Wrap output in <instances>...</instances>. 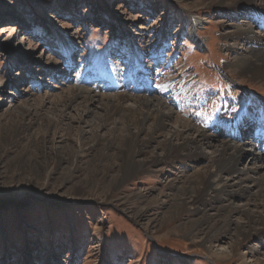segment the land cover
I'll use <instances>...</instances> for the list:
<instances>
[{"label":"rangeland","instance_id":"obj_1","mask_svg":"<svg viewBox=\"0 0 264 264\" xmlns=\"http://www.w3.org/2000/svg\"><path fill=\"white\" fill-rule=\"evenodd\" d=\"M232 3L240 0H0V264H240L225 252L226 231L210 243V253L226 254L214 259L189 235L199 214L175 207V189L201 175L205 159L163 163L119 185L113 159L101 154L111 126L98 128L97 143L86 133L96 148L75 161L71 133H46L20 112L23 100L34 104L47 93L43 107L30 111L51 118L62 88L82 86L98 94L161 97L214 142L248 108L254 117L244 140L252 141L251 134L264 132L258 116L264 83L230 69L236 53L224 35L230 24L249 22L260 34L264 26L254 24L255 7ZM194 16L201 25H193ZM161 139L151 140L141 159ZM252 164L242 154L236 167L247 171ZM260 235L239 239L234 255L250 242L251 259L264 261V226Z\"/></svg>","mask_w":264,"mask_h":264},{"label":"bare ground","instance_id":"obj_2","mask_svg":"<svg viewBox=\"0 0 264 264\" xmlns=\"http://www.w3.org/2000/svg\"><path fill=\"white\" fill-rule=\"evenodd\" d=\"M233 3L232 5L247 4L255 7L256 14L261 19L256 16L254 24L257 27L264 26V0H240V3ZM193 18L195 27L201 25L202 21L195 16ZM230 26L231 29L224 37L232 42H228L226 47H230L236 54L227 65L239 75L244 74L250 80L264 83V34L254 32L253 25L249 22ZM190 34L198 46H202L194 33ZM237 43L240 44V52L234 49L233 44ZM62 90L61 94L56 95L60 104L52 117L45 115L51 121L30 111L33 105L43 107L45 100L51 97L47 93L36 98L34 104H29L28 98L23 100L24 108H21V114L25 113V116L35 119L37 123L31 124H36L39 128L45 125L46 133L51 129L54 134H60L59 138L71 133L78 152L75 154V161L79 153L96 148L93 140H85L86 133L96 137L94 143H97L98 128L108 129L111 126L108 129L110 137L102 145L101 154L105 153L108 160V156L113 159L110 167L112 170L116 169L113 179L119 185L132 181L143 172L152 173L155 166L163 163L181 166L196 159H205L207 164L202 168L203 173L195 179L184 178L181 180L182 186L175 189L179 197L175 203L176 209L184 208L187 213L194 211L199 214L189 235L199 238L200 244L208 250L211 241L226 231L230 237L226 254L236 257L240 264H246L247 258L254 264H264V261L259 259H251L250 250H253V247L250 242L244 247V252L234 255L241 243L239 239H250L256 235L257 241L260 240L261 227L264 226V153L257 149V144L244 140L248 135L249 122L253 121L248 119L252 116L248 108L239 111L235 123L225 126V131H231L230 134L224 137V133L219 131L221 138L214 142L212 134L176 115L161 97L150 99L138 95L98 94L82 86L63 87ZM72 108L77 110L76 115H69ZM93 108H99V111L89 119L87 116ZM242 112L245 114L242 115ZM258 116L264 122V112ZM167 125L170 128L163 134ZM260 131L262 133L259 136L264 135L263 130ZM144 134L147 135L146 139H142ZM158 135H162V139L158 142L156 150L153 148L154 151L147 160L141 159L149 142ZM252 136L251 134L250 137ZM206 148L211 149L209 155L203 154ZM111 150L112 154H106ZM242 154H247L249 161L253 162V166L247 171L236 167ZM240 199H243L241 204H234V201ZM237 216L239 221H233ZM209 226L214 230L204 232ZM199 231L204 232V235L199 236ZM210 255L214 259L225 258L224 253L216 252Z\"/></svg>","mask_w":264,"mask_h":264},{"label":"water","instance_id":"obj_3","mask_svg":"<svg viewBox=\"0 0 264 264\" xmlns=\"http://www.w3.org/2000/svg\"><path fill=\"white\" fill-rule=\"evenodd\" d=\"M4 200V199H3ZM5 200H7V199H5Z\"/></svg>","mask_w":264,"mask_h":264}]
</instances>
